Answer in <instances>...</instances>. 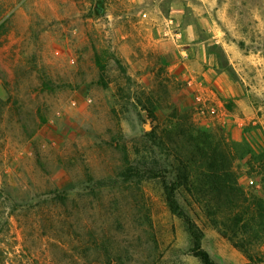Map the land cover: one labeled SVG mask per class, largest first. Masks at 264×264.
I'll list each match as a JSON object with an SVG mask.
<instances>
[{
    "label": "rangeland",
    "instance_id": "rangeland-1",
    "mask_svg": "<svg viewBox=\"0 0 264 264\" xmlns=\"http://www.w3.org/2000/svg\"><path fill=\"white\" fill-rule=\"evenodd\" d=\"M183 167L202 248L264 264V0H0V264H201Z\"/></svg>",
    "mask_w": 264,
    "mask_h": 264
},
{
    "label": "trees",
    "instance_id": "trees-1",
    "mask_svg": "<svg viewBox=\"0 0 264 264\" xmlns=\"http://www.w3.org/2000/svg\"><path fill=\"white\" fill-rule=\"evenodd\" d=\"M207 159V163L209 164L208 168L211 171V176L214 177L212 184L213 190L221 193L224 197L231 200L232 196L236 195V190L232 187H229L227 181H224L222 178L225 173H229L230 168L225 169L224 160H210ZM178 175L176 176V181L167 182L164 180V190L166 195L167 204L171 210V212L181 218L191 235L192 239V252L196 258L199 259L201 264H218L215 262L210 254L202 248V239H203V231L197 226L195 222L192 221V218L188 213L184 210V208L180 205L179 200L177 198V190L181 187H187L190 183V177L188 173L187 167H183V169L178 168ZM237 246V245H236Z\"/></svg>",
    "mask_w": 264,
    "mask_h": 264
}]
</instances>
